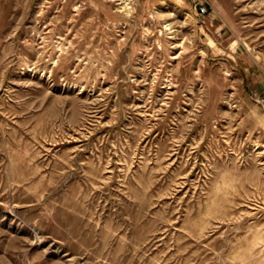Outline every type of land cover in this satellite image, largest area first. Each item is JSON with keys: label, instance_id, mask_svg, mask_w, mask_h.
<instances>
[{"label": "rangeland", "instance_id": "374dc122", "mask_svg": "<svg viewBox=\"0 0 264 264\" xmlns=\"http://www.w3.org/2000/svg\"><path fill=\"white\" fill-rule=\"evenodd\" d=\"M195 2L0 0V264H264V0Z\"/></svg>", "mask_w": 264, "mask_h": 264}, {"label": "built area", "instance_id": "2783aa9c", "mask_svg": "<svg viewBox=\"0 0 264 264\" xmlns=\"http://www.w3.org/2000/svg\"><path fill=\"white\" fill-rule=\"evenodd\" d=\"M195 5L198 10V13L200 15H205L208 12L209 7L211 6V3L209 2V0H196ZM256 101L262 106H264V96L257 95Z\"/></svg>", "mask_w": 264, "mask_h": 264}, {"label": "bare ground", "instance_id": "6f19581e", "mask_svg": "<svg viewBox=\"0 0 264 264\" xmlns=\"http://www.w3.org/2000/svg\"><path fill=\"white\" fill-rule=\"evenodd\" d=\"M178 44V43H177ZM180 44H181V42H180ZM182 48V47H181Z\"/></svg>", "mask_w": 264, "mask_h": 264}]
</instances>
